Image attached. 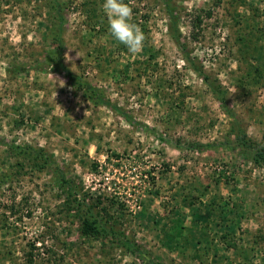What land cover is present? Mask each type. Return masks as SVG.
Listing matches in <instances>:
<instances>
[{
    "label": "rangeland",
    "instance_id": "obj_1",
    "mask_svg": "<svg viewBox=\"0 0 264 264\" xmlns=\"http://www.w3.org/2000/svg\"><path fill=\"white\" fill-rule=\"evenodd\" d=\"M86 1L64 0L63 62L133 124L45 60L48 0H0V139L48 159L0 144V264H142L121 234L162 264H264V0H170L178 42L161 0H126L146 37L137 56L103 0ZM87 207L108 237L80 233Z\"/></svg>",
    "mask_w": 264,
    "mask_h": 264
},
{
    "label": "trees",
    "instance_id": "obj_2",
    "mask_svg": "<svg viewBox=\"0 0 264 264\" xmlns=\"http://www.w3.org/2000/svg\"><path fill=\"white\" fill-rule=\"evenodd\" d=\"M90 1L87 0L85 2V5L89 4ZM163 9L165 13L167 14V17L169 19V30L171 36L175 38V40L178 42V37L175 35L174 31L176 30V14L174 13V6L170 2V0H161ZM47 7L51 13L50 15V25L48 27V36L50 37L51 43L53 44V47H51L47 51L46 61L50 64L51 68H53L57 72H61L65 74L67 79L70 81L71 84L75 85L76 87L80 88L82 90L83 95L93 103V105H105L109 106L110 109H113L115 112H117L120 116L125 118L128 122L133 124V121L130 119L129 115L126 114L124 111H121L120 108H118L116 105L112 104L108 99L104 98L102 91L95 87L94 85L84 81L79 76L73 74L64 64L62 59V34L64 31L65 26V2L64 0H48ZM91 15L93 17L95 16V11L89 8L88 11V18L91 19ZM152 49L148 48L147 51H151ZM151 57V54L149 55ZM152 58V57H151ZM186 59V57H185ZM190 66L194 70H198L196 66H194L192 63ZM23 69L20 65H16L15 69H13L14 72H19ZM256 69V67H255ZM9 70V69H8ZM250 74V73H247ZM211 87L212 92L215 94L217 101L220 103V105L224 108L225 112L230 113V109H228L225 98L222 97L219 94V90L214 88L212 83H208ZM244 146L250 147L251 144L247 143V139H241L239 140ZM0 144L7 145L8 148L16 155H21L24 157H28L31 159H41L42 163L39 166H43L48 162L47 155L44 153V150L42 148H32L28 145H17L14 143H7L6 141H3L0 139ZM228 145L226 141L219 142L218 145ZM201 147L204 148H212L214 144L211 143H205L200 144ZM199 145V146H200ZM192 147V145H189ZM254 156L253 160L256 162H264V147L258 149H253ZM63 178V182H65L67 188H66V194H65V204L67 205L68 210H73L76 213L79 214V210H82L84 208L83 201L78 198V192L76 191L75 187L73 185H70L69 180L65 179L63 175L61 176ZM62 180V179H61ZM183 201H185V197L183 195ZM95 214L92 213L89 207L85 208V211L83 214L79 215V227L78 230L82 235L91 236L95 238H104L108 237L112 232L108 231L106 229V223L104 224L100 219L97 218ZM114 233V232H113ZM201 239L204 236V232L201 233ZM221 239L223 241L224 234L221 235ZM116 244H118L120 247H122L125 251L132 253L133 255L137 256V258L141 261L142 264H162L161 262L157 261L156 259L152 258L149 253L142 249L138 243H136L134 240L128 238L126 235L121 234V236L116 235ZM199 240V239H198ZM205 240V241H204ZM213 240L204 238V246L205 248L208 247V245ZM200 242V240H199Z\"/></svg>",
    "mask_w": 264,
    "mask_h": 264
},
{
    "label": "clouds",
    "instance_id": "obj_3",
    "mask_svg": "<svg viewBox=\"0 0 264 264\" xmlns=\"http://www.w3.org/2000/svg\"><path fill=\"white\" fill-rule=\"evenodd\" d=\"M102 10L108 20L111 36L133 56L143 51L146 40L142 29L133 22V10L126 0H103Z\"/></svg>",
    "mask_w": 264,
    "mask_h": 264
}]
</instances>
